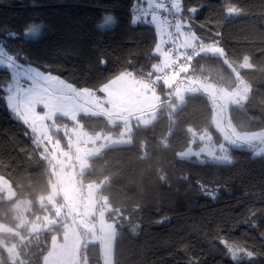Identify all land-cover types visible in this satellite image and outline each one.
Instances as JSON below:
<instances>
[{
	"label": "trees",
	"instance_id": "1",
	"mask_svg": "<svg viewBox=\"0 0 264 264\" xmlns=\"http://www.w3.org/2000/svg\"><path fill=\"white\" fill-rule=\"evenodd\" d=\"M141 1L0 0V43L21 63L99 93L117 74L142 76L160 60L154 27L133 20L132 9ZM231 2L239 5L241 14L225 12ZM193 7L197 11L190 13ZM181 11L192 20L189 24L200 40L218 44L224 53L193 54L181 75L227 90L240 78L246 81L247 97L230 106V119L240 129H264V0H181ZM107 15L114 18L113 26L100 28ZM31 24L42 26L39 34L23 37ZM8 31L19 38H9ZM245 57L249 66L240 64ZM8 79L9 72L0 68V83ZM158 93L166 104L159 116L148 125H133L130 144L102 149L81 175L84 182L106 180L100 192L117 230L113 264H187L189 257L199 264H233L226 244L259 253L250 264H264V154L254 156L251 149L233 146L230 163L180 158L190 128L206 130L218 140L211 123L213 106L204 93L187 94L170 117L166 112L174 100L172 88ZM80 120L91 132L114 130L103 117ZM0 176L11 183L15 198H27L33 214L38 212V196L50 191V167L3 99ZM10 205L11 200L0 199V221L16 227ZM3 236L0 233V239ZM50 240L43 232L30 250L20 245L24 264H41ZM84 252L88 264L101 263L98 243H88ZM0 264H15L1 244Z\"/></svg>",
	"mask_w": 264,
	"mask_h": 264
},
{
	"label": "rangeland",
	"instance_id": "2",
	"mask_svg": "<svg viewBox=\"0 0 264 264\" xmlns=\"http://www.w3.org/2000/svg\"><path fill=\"white\" fill-rule=\"evenodd\" d=\"M172 3L169 14H160L157 8L159 6L163 9L164 1L147 0L141 9L137 8L134 16L139 18H135L134 21L141 19L155 27L158 33H166L172 28L176 30L177 47L184 66L173 73L170 71L172 75H169L167 80L164 79V82L160 80L161 82L155 83L151 80L159 70L171 65L168 61L165 39L166 54L160 52V60L155 69L137 76L142 90L139 92L144 93L139 96L136 90L138 86L132 87L133 93L137 92L136 95H126L124 84H117L121 88L114 95L115 86L112 82L101 87L99 93L88 88H77L62 78L44 73L17 60L18 74L22 75L26 67H32L42 73L39 81L31 85L26 84L27 95L23 97L21 105V115L25 119L18 120L26 125L33 145L47 161L52 179L50 191L38 196L36 200L38 212L33 214L30 200L15 198L11 183L0 176V199L11 200L10 207L16 219V227L0 221V233L7 235L0 239V244L11 262L26 263L19 253V246H23L26 251L30 250L36 235L44 232L51 240L48 250L41 257V264H88L84 250L90 242L98 243L101 248L100 264H113V244L117 230L109 218L110 206L106 197L100 192L106 180L100 183L84 182L81 175L102 149L130 144L133 124L148 125L159 116L160 108H166V104L161 101L165 96L160 97L158 93V96L153 98L151 95L163 87L172 88L170 100H174L167 103L170 108L166 112L167 116H170L184 102L185 93L195 90L193 85L195 79L181 75L188 59L200 51L216 53V44H212L209 49H206L208 46L199 45L188 17L182 14L178 0H172ZM153 4L157 6L153 10L154 14H151L147 9ZM113 24L106 27L109 28ZM188 30H191V33ZM167 36L168 32L166 38ZM23 37L33 36L23 33ZM185 42L189 44L188 50L186 54H182L180 48L183 44L185 46ZM244 59L248 60L245 57L242 61ZM0 68L6 69L4 65H0ZM7 71L10 73L11 70ZM9 83L10 79L5 84L0 83V89H5ZM196 87L211 101L213 106L211 123L219 137L216 140L206 130L195 132L190 128L191 137L188 145L178 152L180 158L200 163H230V148L233 146L251 149L254 156L264 154V129L257 132L240 129L230 119V106L246 98L247 87L243 80L232 90L207 83L198 84ZM82 117H103L114 130L111 133L102 130L91 132L84 128V123L80 120ZM236 255L240 260L241 253L236 252Z\"/></svg>",
	"mask_w": 264,
	"mask_h": 264
},
{
	"label": "snow or ice",
	"instance_id": "3",
	"mask_svg": "<svg viewBox=\"0 0 264 264\" xmlns=\"http://www.w3.org/2000/svg\"><path fill=\"white\" fill-rule=\"evenodd\" d=\"M181 4V0H179ZM197 9L195 7L189 9L190 13H195ZM242 9L239 5L231 2L228 7H226L225 12L228 15H238L242 13ZM136 16H133V20H135ZM114 23V18L111 15H107L103 19V23L99 25L100 28H104L110 24ZM42 26L38 24H31L26 27L24 31V35L31 34L32 36H36L40 32V28ZM7 36L11 39L19 38V34L15 31H8ZM0 65H4L6 70H11L9 73L10 83L7 85L5 89H0V99L6 101V106L10 113L13 114L14 118L23 120L25 117L21 115V105L23 103V97L27 95L26 84L31 85L33 82L39 81L42 76V73L32 67H26L23 70L22 75L18 74L17 69L19 65L17 63V59L8 54L5 51L3 46H0ZM21 79L23 82H21ZM225 159H227L225 157ZM206 195L210 196L212 199L216 198V194L211 191H206ZM254 215V214H253ZM163 222V220L159 221ZM255 227V225H252ZM264 236V233L261 234ZM222 244H225V241L221 240ZM227 248V253L229 254V259L233 261V264H236L238 257L236 252L241 253V264H250L251 261L255 259L259 253H255L254 251H245L244 249L239 248L238 246L225 245ZM187 264H199V261L193 257L188 258Z\"/></svg>",
	"mask_w": 264,
	"mask_h": 264
},
{
	"label": "crops",
	"instance_id": "4",
	"mask_svg": "<svg viewBox=\"0 0 264 264\" xmlns=\"http://www.w3.org/2000/svg\"><path fill=\"white\" fill-rule=\"evenodd\" d=\"M147 0H142L139 4H136V5H134V7H133V9H132V11H137V8L138 7H140L139 9H141L142 8V5H144L145 4V2H146ZM178 2H179V0H178ZM218 5L219 4H217V3H215L214 4V10H217V8H219L218 7ZM179 6L181 7V4L179 3ZM137 18H139V17H137ZM138 20H141V19H138ZM137 20V21H138ZM143 21V20H142ZM134 22H136V21H134ZM148 24V23H147ZM150 25V24H149ZM152 26V25H151ZM154 29H155V27H154ZM155 31H156V34H157V44H156V53H157V55H159L160 56V52L162 53V54H166V46H165V39H166V34H167V32L165 33H163V32H160V33H158L159 31L157 30V29H155ZM179 31H180V29H179ZM189 32L191 31V30H188ZM191 33V32H190ZM181 35H182V32H181ZM37 36V35H36ZM36 36H33V37H31V38H34V37H36ZM195 36V35H194ZM189 37V36H188ZM212 44H216V43H212V42H204V46H208V48H206V49H209V47L212 45ZM189 45V44H188ZM188 45H187V43L185 42V46H184V44L181 46V48H180V51H181V53L182 54H186V52H187V50H188ZM216 53L214 54V55H217V56H220V57H223L224 56V53H223V50H222V48L218 45V44H216ZM159 50V51H158ZM200 52H205V53H210V52H208L207 50L206 51H200ZM210 54H213V53H210ZM240 64L241 65H243V66H249V61L247 60V59H244L242 62H240ZM157 65H154V69H155V67H156ZM126 72H129V73H126ZM130 74H133V72L132 71H123V72H121V73H119V74H117L116 76H114V77H112L110 80H108L106 83H104L101 87H103V86H105L106 84H108L109 82H112L113 83V85L115 86V89H114V91H113V93H114V95L117 93V91L121 88V86L120 85H117V84H124L125 86H126V95H129V94H131V95H136V91H135V93H133V88H135V87H137L136 88V90L138 91V94H137V96H139V95H141V94H144L143 92H141L142 90H141V88H140V80H139V78L137 77V76H135L134 74H133V76H130ZM126 75V77L124 78V76ZM241 78L239 79V82H241ZM244 81V80H243ZM239 82H238V84H239ZM245 82V85H246V87H247V94H248V92H249V89H250V86H249V84L246 82V81H244ZM209 84V85H211V86H214L213 85V83H211V82H200V81H197V80H194L193 81V85H194V88H195V90H193V91H190V92H186L185 93V95H187V94H193V93H197V92H199L198 90V87H196V85H198V84ZM100 87V88H101ZM133 87V88H132ZM235 88H237V87H235ZM235 88H233V89H235ZM139 90H141L140 92H139ZM153 92V91H152ZM147 93H145V95H146ZM184 95V96H185ZM150 96V95H149ZM153 98H156V96H158V92H153L152 93V95H151ZM246 97H247V95H246ZM148 98V97H147ZM240 101H243V100H240ZM155 120V119H154ZM153 120V121H154ZM152 121V122H153ZM150 124V123H149ZM133 125H136V124H133ZM138 125H142V124H139L138 123ZM143 126V125H142ZM145 126V125H144ZM260 131V130H259ZM255 132H257V131H255ZM116 236H117V234H116ZM116 238V237H115ZM115 241V240H114ZM113 250H114V244H113ZM100 256H102V251H101V248H100ZM113 256H114V251H113ZM86 259V258H85Z\"/></svg>",
	"mask_w": 264,
	"mask_h": 264
},
{
	"label": "built area",
	"instance_id": "5",
	"mask_svg": "<svg viewBox=\"0 0 264 264\" xmlns=\"http://www.w3.org/2000/svg\"><path fill=\"white\" fill-rule=\"evenodd\" d=\"M164 1V8L161 9L158 6V12L160 14H169L171 12L173 3L172 0H163ZM157 5L153 4L152 6H150L147 10L149 13L154 14L153 10L156 8ZM168 6V8H167ZM137 11H133L132 12V16L136 15ZM137 18V17H136ZM192 21L188 19V22ZM168 36H167V55L169 56V63H171L170 67L167 68H163L161 70H159L158 74L155 77H151V80L154 81L155 83L157 82H161L160 80H163L162 82H164L165 80H167L166 78H168V76L172 75L171 73H173V71L175 70H181L184 66V64H182V55L180 56V52L178 49V37L176 36V30L172 29H168ZM193 34L195 35V39H198L199 41V45L200 46H204V42L202 40H200V38H198V36H196V34L193 32ZM171 71V73H170ZM165 79V80H164Z\"/></svg>",
	"mask_w": 264,
	"mask_h": 264
},
{
	"label": "bare ground",
	"instance_id": "6",
	"mask_svg": "<svg viewBox=\"0 0 264 264\" xmlns=\"http://www.w3.org/2000/svg\"><path fill=\"white\" fill-rule=\"evenodd\" d=\"M133 12V11H132Z\"/></svg>",
	"mask_w": 264,
	"mask_h": 264
}]
</instances>
